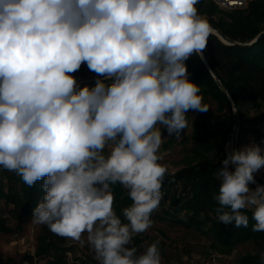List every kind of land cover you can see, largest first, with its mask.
<instances>
[{
    "label": "clouds",
    "instance_id": "clouds-1",
    "mask_svg": "<svg viewBox=\"0 0 264 264\" xmlns=\"http://www.w3.org/2000/svg\"><path fill=\"white\" fill-rule=\"evenodd\" d=\"M199 3L0 0V166L28 187L42 181L31 222L87 246L97 264H162L159 240L140 251L134 237L162 199V144L188 128L189 110H209L185 63L206 62L214 31ZM82 65L94 87L78 86ZM225 152L216 219L247 228L250 211L252 231L264 232V148ZM117 184L132 201L123 220Z\"/></svg>",
    "mask_w": 264,
    "mask_h": 264
},
{
    "label": "trees",
    "instance_id": "trees-1",
    "mask_svg": "<svg viewBox=\"0 0 264 264\" xmlns=\"http://www.w3.org/2000/svg\"><path fill=\"white\" fill-rule=\"evenodd\" d=\"M196 7L221 39L210 35L204 52L206 62L195 55L185 62L189 79L200 87L203 102L214 103L219 113L227 107L231 108L229 98L239 114L242 105L258 110L251 122L262 125L257 129V139L264 138V110L260 111L264 104V0H250L246 9L231 13L218 11L216 5L207 0H200ZM78 86L94 87L95 80L78 83ZM210 138L218 143L222 151L226 138L219 141L215 134L208 133L195 137L198 145L203 146L210 142ZM221 161L200 158L195 164L167 174L161 189L162 199L156 212L151 214V219L211 234L212 247L222 255L238 245L252 243L259 253L242 255L239 263L262 264L264 232L252 231L254 221L251 220L250 211H246L249 216L247 228H237L231 224L226 226L216 219L214 210L218 205L212 197L218 192L219 181L215 173L221 167ZM41 184L42 181L28 187L19 176L0 166V203L3 201L10 206L8 213L13 219L31 218L32 209L44 195ZM113 192L114 210L123 220L122 210L132 201L119 184L113 186ZM7 230L0 215V233ZM141 243V238L134 237L138 249ZM63 245L65 238L47 230L37 237L34 254L24 253L13 258L5 257L0 252V264H35L40 259H45V264H70L66 257L69 250Z\"/></svg>",
    "mask_w": 264,
    "mask_h": 264
},
{
    "label": "rangeland",
    "instance_id": "rangeland-1",
    "mask_svg": "<svg viewBox=\"0 0 264 264\" xmlns=\"http://www.w3.org/2000/svg\"><path fill=\"white\" fill-rule=\"evenodd\" d=\"M247 6L248 4L242 10ZM217 9L223 13L239 10H224L218 7ZM73 75L77 78L78 83L97 79L96 74L90 72L86 65H82L80 70ZM229 101L231 108L227 107L222 113L216 110L214 103H206L209 107L207 112L197 113L189 110L186 113L189 118L188 128L181 132L179 138L176 136L167 137L161 146V152L167 153L161 163L168 166V174H173L189 164H195L200 158H207L213 162L223 160L225 158L224 144H222L221 151L218 143H215L211 138L210 142L203 146L198 145L195 137L197 134L208 133L215 134L219 141L225 140L231 126L237 120L240 123L238 148L251 142L264 148V138L257 139V129L262 125H255L251 122L259 111L242 105V112L239 114L231 98ZM262 110H264V104L261 105L260 111ZM162 131L164 135H167L166 130ZM256 180L259 184L264 185V169L256 174ZM250 187L254 188V185H250ZM9 209L10 206H6L3 201L0 203V215L8 228L7 231L0 233V252L5 257L13 258H18L24 253L34 254L37 237L47 230L50 232V230L46 226L32 223V218L13 219L8 213ZM137 237L142 239L140 251H143L146 242L159 240L162 264H240L239 259L242 255L259 253L252 243H245L236 246L228 254L222 255L212 247L213 237L211 234H202L193 229H186L159 220H154L149 231ZM63 246L69 250L66 257L70 264H97L94 254L87 246L81 247L78 243L66 238ZM45 262V259H40L35 264H45Z\"/></svg>",
    "mask_w": 264,
    "mask_h": 264
},
{
    "label": "built area",
    "instance_id": "built-area-1",
    "mask_svg": "<svg viewBox=\"0 0 264 264\" xmlns=\"http://www.w3.org/2000/svg\"><path fill=\"white\" fill-rule=\"evenodd\" d=\"M212 1L218 8L224 9V10H237V9H242L246 7L248 4L249 0H210ZM239 128H240V123L239 121H235L233 125L230 128L229 133L226 136V141L223 146V152L226 156L225 152V146L227 144H231L232 148H238V134H239ZM257 184L258 181L256 180ZM254 188L256 187L255 184Z\"/></svg>",
    "mask_w": 264,
    "mask_h": 264
},
{
    "label": "water",
    "instance_id": "water-1",
    "mask_svg": "<svg viewBox=\"0 0 264 264\" xmlns=\"http://www.w3.org/2000/svg\"><path fill=\"white\" fill-rule=\"evenodd\" d=\"M212 34L216 35L218 38L221 39V37L218 35V33L215 30H214V32ZM254 41H255V39L252 42H254Z\"/></svg>",
    "mask_w": 264,
    "mask_h": 264
},
{
    "label": "bare ground",
    "instance_id": "bare-ground-1",
    "mask_svg": "<svg viewBox=\"0 0 264 264\" xmlns=\"http://www.w3.org/2000/svg\"><path fill=\"white\" fill-rule=\"evenodd\" d=\"M214 32V31H213Z\"/></svg>",
    "mask_w": 264,
    "mask_h": 264
}]
</instances>
